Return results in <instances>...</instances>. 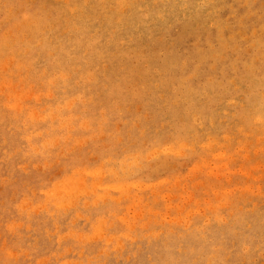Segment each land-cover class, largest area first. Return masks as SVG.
Segmentation results:
<instances>
[{
	"label": "rangeland",
	"instance_id": "1",
	"mask_svg": "<svg viewBox=\"0 0 264 264\" xmlns=\"http://www.w3.org/2000/svg\"><path fill=\"white\" fill-rule=\"evenodd\" d=\"M0 264H264V0H0Z\"/></svg>",
	"mask_w": 264,
	"mask_h": 264
},
{
	"label": "bare ground",
	"instance_id": "2",
	"mask_svg": "<svg viewBox=\"0 0 264 264\" xmlns=\"http://www.w3.org/2000/svg\"><path fill=\"white\" fill-rule=\"evenodd\" d=\"M3 69H4V68H3ZM60 75H61V74H60ZM65 75H66V74H65ZM65 75H64V76H65ZM65 77H66V76H65ZM64 80H65V79H64ZM64 82H65V81H64ZM58 85H59V84H58ZM60 85H61V84H60ZM65 85H66V84H65ZM56 86H57V83H56ZM58 89H59V88H58ZM60 89H61V88H60ZM61 90H65V89L62 88ZM29 94H30V93H29ZM39 94H40V93H39ZM46 94H47V93H46ZM48 94H49V93H48ZM66 94H67V93H66ZM24 95H25V94H24ZM24 95H23V97H24ZM26 95H27V94H26ZM26 95H25V96H26ZM40 95H41V94H40ZM63 95H64V94H63ZM12 96H13V95H12ZM15 96H16V95H15ZM27 96H28V95H27ZM18 97H19V96H18ZM35 97H36V101H37V99H38V98H37L38 95L34 96V98H35ZM45 97H46V96H45ZM20 99H21V98H20ZM22 99H23V98H22ZM17 102H18V101H16V103H17ZM13 103H15V102H13ZM9 105H10V104H9ZM11 105H12V104H11ZM11 105H10V106H11ZM17 105H19V103H17ZM15 106H16V105H13V106H11V108H13V107H15ZM19 106H20V105H19ZM19 106H17V107H19ZM44 106H45V105H44ZM17 107H16V108H17ZM56 107H57V106H56ZM59 108H60V107H59ZM13 109H14V108H13ZM20 109H21V107H20ZM20 109H18V110H20ZM56 109H57V108H56ZM16 110H17V109H16ZM35 111H36V110H35ZM50 111H51V109H50ZM18 112H19V111H18ZM30 112H31V111H30ZM30 112H29V113H30ZM50 113H51V112H49V114H50ZM40 115H41V114H40ZM40 115H39V116H40ZM53 115H54V114H52V117H54ZM31 116H32V112H31V114H30V117H31ZM37 116H38V115L36 114L35 119L37 118ZM42 116H44L43 113H42V115H41L38 119H40ZM50 116H51V114L49 115V117H50ZM30 117H29V118H30ZM44 117H45V116H44ZM44 117L42 118V120L44 119ZM55 117H56V115H55ZM55 117H54V118H55ZM61 118H62V117H61ZM51 121H52V120H51ZM59 121H60V119H59ZM67 121H68V120H67ZM65 122H66V121H65ZM65 122H63V123H65ZM66 123H67V122H66ZM63 125H64V124H63ZM63 125H62V126H63ZM64 126H65V125H64ZM67 126H68V125H67ZM58 128H59V127H58ZM38 133H39V132H38ZM46 133H47V132H46ZM33 135H34V133H33ZM26 136H27V135H26ZM26 136H25V137H26ZM28 136H29V135H28ZM53 138H54V137H53ZM29 139H31V138L29 137ZM51 139H52V138H51ZM56 139L58 140L59 138H56ZM26 140H27V138H26ZM55 141H56V140H55ZM50 142H51V140H50ZM47 143H48V142H47ZM52 143H54V142H52ZM41 144H42V142H41ZM43 145H44V144H43ZM45 147H46V146H45ZM188 147H189V146H188ZM31 148H32V146H31ZM35 148H36V147H35ZM48 148H49V147H48ZM44 149H45V148H44ZM32 150H33V148H32ZM37 150H38V149H37ZM37 150H36V151H37ZM42 151H43V150H42ZM42 151H41V152H42ZM37 152H38V151H37ZM41 152H40V153H41ZM26 153H27V152H26ZM34 153H35V152H34ZM175 153H176V152H175ZM27 154H28V153H27ZM100 165H101V164H100ZM114 176H115V175H114ZM83 178H84V177H83ZM80 182H81V180H80ZM79 185H80V184H79ZM94 186H95V185H93V187H94ZM96 187H97V186H96ZM53 188H54V187H53ZM53 188H52V189H53ZM55 188H56V187H55ZM75 188L77 189V186H76ZM54 190H55V189H54ZM68 190H69V189H68ZM57 191L60 192L58 189H56V191H54V192L56 193ZM54 192H52V194H53ZM58 192H57V193H58ZM60 193H61L60 195H58V194H56V195L59 197V196L62 195L63 192H60ZM50 194H51V192H50ZM50 194L48 193V195H50ZM51 196H52V195H51ZM53 196H54V198L56 197L55 195H53ZM58 197H57V198H58ZM65 197H66V196H65ZM59 198H60V197H59ZM66 198H67V197H66ZM72 198H73V197H72ZM72 198H71V199H72ZM71 199H70V201H72ZM46 200H47V199H46ZM54 200H55V199H54ZM48 201H49V200H48ZM54 202H55V201H54ZM86 202H88V201H86ZM44 204H45V203H44ZM56 204H57V203H56ZM60 204H61V205H60ZM60 204H59V205L62 206V203H60ZM64 204H65V205H64ZM64 204H63L62 207L67 206L66 203H65V201H64ZM71 204H73V203H71ZM71 204H68V205L71 206ZM57 205H58V204H57ZM59 205H58V206H59ZM55 206H56V205H55ZM42 207H44V205H42ZM67 208H69V206H68ZM46 209H47V208H46ZM57 211H58V210H57ZM64 212H65V211H64ZM51 214H52V212H51ZM114 214H115V213H114ZM138 214H139V213H138ZM51 216H52V215H51ZM103 229H104V228H103ZM90 237H91V236H90ZM84 241H85V240H84ZM111 241H112V240H111ZM107 242H108V241H107ZM119 242H120V241H119ZM119 242L116 243V244H119ZM116 246H117V245H116ZM112 247H113V246H112ZM117 247H118V246H117ZM108 252H109V251H108ZM80 253H82V252H80ZM80 253H79V254H80ZM114 254H115V253H114ZM118 258H119V257H118ZM41 261H43V259H42ZM41 261H40V262H41ZM63 261H65V260H63ZM37 263H38V261H37Z\"/></svg>",
	"mask_w": 264,
	"mask_h": 264
}]
</instances>
